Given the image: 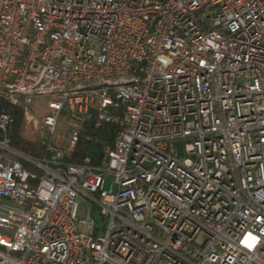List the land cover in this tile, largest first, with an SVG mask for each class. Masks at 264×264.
<instances>
[{
  "label": "built area",
  "instance_id": "obj_1",
  "mask_svg": "<svg viewBox=\"0 0 264 264\" xmlns=\"http://www.w3.org/2000/svg\"><path fill=\"white\" fill-rule=\"evenodd\" d=\"M0 98V264H264V0H0Z\"/></svg>",
  "mask_w": 264,
  "mask_h": 264
},
{
  "label": "trees",
  "instance_id": "obj_2",
  "mask_svg": "<svg viewBox=\"0 0 264 264\" xmlns=\"http://www.w3.org/2000/svg\"><path fill=\"white\" fill-rule=\"evenodd\" d=\"M2 110H6L14 117V124L9 132L12 147L36 158L45 156L47 154L46 145L40 134L28 137L23 131V107L11 104L5 99L0 98V112ZM115 136V125L104 123L101 127H96L93 120L88 121L82 128L80 139L71 160L73 162H82L86 157H90L93 164H99L102 159L103 146L113 142ZM2 139L3 133L0 131V140ZM30 168L34 169L33 167ZM92 215L98 224L96 232L99 234L104 225V216L96 206H94Z\"/></svg>",
  "mask_w": 264,
  "mask_h": 264
},
{
  "label": "rangeland",
  "instance_id": "obj_3",
  "mask_svg": "<svg viewBox=\"0 0 264 264\" xmlns=\"http://www.w3.org/2000/svg\"><path fill=\"white\" fill-rule=\"evenodd\" d=\"M28 108L29 111L36 116V118L41 119V117H43L48 112L47 99L43 97H35L33 101L28 105ZM60 129L63 132L68 131L66 125L60 126ZM23 131L25 135L28 137H33L34 135H38L39 133L38 127L36 126L35 122L33 120H29L25 115H24ZM112 143L113 142L107 144H112ZM178 152L180 155H183L184 154L183 147H179ZM80 204H81V213H83V210H85V208L90 207V205L83 199H80ZM81 215L84 218L87 217L85 214H81Z\"/></svg>",
  "mask_w": 264,
  "mask_h": 264
}]
</instances>
